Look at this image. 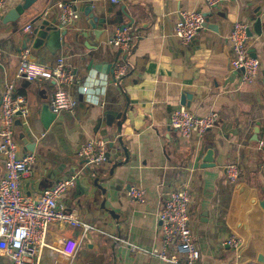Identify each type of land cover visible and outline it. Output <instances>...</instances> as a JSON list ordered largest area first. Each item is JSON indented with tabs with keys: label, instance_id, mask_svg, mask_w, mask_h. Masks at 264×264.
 <instances>
[{
	"label": "crops",
	"instance_id": "0c3cea01",
	"mask_svg": "<svg viewBox=\"0 0 264 264\" xmlns=\"http://www.w3.org/2000/svg\"><path fill=\"white\" fill-rule=\"evenodd\" d=\"M21 1L4 0L5 7L0 10V98L4 85L13 82L16 96L24 99L30 111L27 119H15L18 152L26 153L23 136L36 143V161L32 172L22 178V191L33 197L57 181L73 177V186L60 203L89 226L84 231L52 224L38 264H68L57 253L68 238L78 244L70 264H168L145 253L161 248L157 214L169 193L185 183L190 189V227L200 264H261L264 0H221L215 8H209L204 0H99L101 6H94L92 12L115 20L112 26L101 28L99 50H88L75 40L77 30L86 24L88 2L96 0H36L9 22L14 18L8 17L9 11ZM59 2H74L77 15L63 38L64 46L54 53L45 47L33 49L27 27L39 12H47L46 18L58 22L55 4ZM180 10L210 14L208 23L216 31L203 28L188 46H182L174 36ZM258 19L259 34L254 26ZM237 21L250 25L248 50L260 63L256 81L245 86L239 85L240 74L230 66L227 37ZM122 26L131 38V47L119 55L109 40ZM86 32V38L92 39V31ZM24 41L28 44L25 49ZM22 50H28L30 59L44 66L64 58L79 81L70 90L76 107L58 114L51 110L55 117L46 128L41 107L50 106L53 85L14 79ZM120 56L126 74L115 84L112 69ZM183 95L189 98L181 105ZM179 106L196 116L216 112L217 123L202 136L182 139L168 124L171 109ZM110 112L108 126L106 115ZM119 113L126 114L121 131L117 130ZM96 139L106 143L107 161L98 167L87 166L78 150ZM209 152L214 166L202 168ZM3 160L0 154V177ZM234 164L238 178L230 183L226 168ZM131 187L143 191L144 203L128 197ZM114 237L128 245L115 242ZM230 239L237 245H229ZM0 264L10 261L0 254Z\"/></svg>",
	"mask_w": 264,
	"mask_h": 264
},
{
	"label": "built area",
	"instance_id": "2783aa9c",
	"mask_svg": "<svg viewBox=\"0 0 264 264\" xmlns=\"http://www.w3.org/2000/svg\"><path fill=\"white\" fill-rule=\"evenodd\" d=\"M204 2L209 8H215L219 6L221 0ZM4 7V0H0V10ZM55 7L59 12V27L71 26L77 18L74 2H59ZM204 21L205 17L200 11L180 10L174 26V36L182 46H188L203 29ZM249 27L248 22L237 21L227 37L231 47L230 66L240 74V86L253 84L260 70L258 59L253 58L248 50ZM30 29L28 26L27 30ZM109 45L117 49L119 55L129 51L131 38L125 28L114 32ZM1 57L0 45V63ZM125 74L126 64L120 56L112 70L113 82L115 84L120 82ZM14 79L51 82L53 94L50 107L55 114L71 111L77 105L70 90L78 86L79 81L62 57H58L52 65L44 66L32 61L28 50H22L18 56ZM29 112L24 99L16 96L14 83L5 84L0 98V154L4 158V174L0 177V254L7 258L10 264H38L42 251L47 246L48 230L54 223L71 229L77 227L84 231L89 229V226L78 219L76 213L66 211L60 203L66 191L73 186V177L59 180L33 197L23 193L22 178L32 172L36 156L29 152L23 154L18 152L15 119L17 117L27 119ZM217 120L216 112L196 116L189 109L179 106L171 109L168 124L180 138L189 139L193 135L205 134L216 125ZM78 156L87 166L98 167L107 161L106 143L100 139L90 140L80 147ZM226 169L229 182H235L238 178L237 165H229ZM127 195L134 202H145L141 189L131 187ZM189 199L188 183L169 193L157 214L161 248L145 253L147 256L168 264H200V252L191 233ZM114 241L124 246L128 245L119 237H114ZM227 243L237 245L234 239ZM77 248L76 240L68 238L62 242L57 253L70 264ZM131 251L137 252L136 248H131Z\"/></svg>",
	"mask_w": 264,
	"mask_h": 264
},
{
	"label": "water",
	"instance_id": "95a60500",
	"mask_svg": "<svg viewBox=\"0 0 264 264\" xmlns=\"http://www.w3.org/2000/svg\"><path fill=\"white\" fill-rule=\"evenodd\" d=\"M99 0L95 1H89V7L85 9L84 13L87 18L86 24L83 25V27L79 30H77V33L75 34V40L78 44H82L87 48L88 50H99V38L102 34L101 28L102 27H109L114 24L113 19H111V16H101V13L99 11L93 13L92 9L94 6H101L98 2ZM36 3V0H22L15 8L9 11L8 17L13 16L14 18L11 19L9 22H14L20 15H22L26 10H28L30 7H32ZM75 9V8H74ZM47 12H39L36 16L33 17L30 23L31 31L28 35L29 37V45L33 49H39L41 47H45L49 52L54 53L58 50H60L64 46L63 38L68 33V27L67 28H60L58 25V22L53 20L52 18L48 19L46 18ZM7 17V19H8ZM205 21L203 24L204 29L213 30L216 31L215 26H212L208 23L207 18L210 17V14H204ZM73 25V24H72ZM71 25V26H72ZM257 34H259L260 29V20L255 21V25ZM125 26H122L121 29H123ZM91 30L93 34V38H86V31ZM86 32V33H85ZM248 38L251 37L250 30L247 31ZM85 41H88V46L85 44ZM23 49L27 47V41L23 42ZM102 53H100L101 56ZM119 54V53H118ZM117 61V58L115 60V63ZM115 65V64H114ZM113 65V66H114ZM91 66H89L90 68ZM110 69V68H109ZM96 71L104 73V69H99L95 67ZM113 70V69H112ZM110 71V70H109ZM106 73V72H105ZM186 98H189L188 95H183L181 98V105H184V101ZM42 111V119L45 123H43L44 127L46 128L48 123L54 119L55 114L51 112V108L48 104H44L41 107ZM113 112H110V114L106 115V125L110 126V119H112ZM119 122L117 124V130L121 131V125L124 122L126 118V114L119 113L116 117ZM21 144L24 146V149L26 152L33 153L36 147V143L30 142L26 137L21 138ZM109 147L112 148V144L109 143ZM264 151V147L262 148ZM208 157L204 159L203 166L204 167H213L214 164L210 160V152L207 155ZM261 208L264 209V200L260 201ZM258 262L261 264H264V258L258 257Z\"/></svg>",
	"mask_w": 264,
	"mask_h": 264
}]
</instances>
